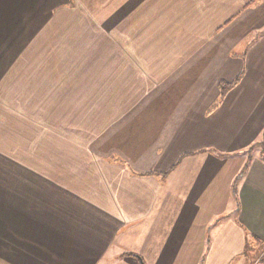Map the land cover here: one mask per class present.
Instances as JSON below:
<instances>
[{
    "label": "crops",
    "instance_id": "0c3cea01",
    "mask_svg": "<svg viewBox=\"0 0 264 264\" xmlns=\"http://www.w3.org/2000/svg\"><path fill=\"white\" fill-rule=\"evenodd\" d=\"M263 132L264 0H0V264H264Z\"/></svg>",
    "mask_w": 264,
    "mask_h": 264
},
{
    "label": "trees",
    "instance_id": "16d2710c",
    "mask_svg": "<svg viewBox=\"0 0 264 264\" xmlns=\"http://www.w3.org/2000/svg\"><path fill=\"white\" fill-rule=\"evenodd\" d=\"M264 141V132H263V135H262V143ZM256 145L252 146V147H255Z\"/></svg>",
    "mask_w": 264,
    "mask_h": 264
}]
</instances>
